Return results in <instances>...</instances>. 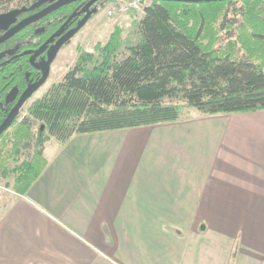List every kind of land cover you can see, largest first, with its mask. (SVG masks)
I'll list each match as a JSON object with an SVG mask.
<instances>
[{
  "label": "crops",
  "instance_id": "obj_1",
  "mask_svg": "<svg viewBox=\"0 0 264 264\" xmlns=\"http://www.w3.org/2000/svg\"><path fill=\"white\" fill-rule=\"evenodd\" d=\"M46 157L0 210V264H264V109L76 134Z\"/></svg>",
  "mask_w": 264,
  "mask_h": 264
},
{
  "label": "trees",
  "instance_id": "obj_2",
  "mask_svg": "<svg viewBox=\"0 0 264 264\" xmlns=\"http://www.w3.org/2000/svg\"><path fill=\"white\" fill-rule=\"evenodd\" d=\"M227 2L232 3L152 0L128 37L116 28L95 45V53L80 47L74 66L15 121L13 143L0 147V175L14 176L16 192L25 194L48 163L51 141L175 121L187 109L207 114L264 109V0H244L240 48L231 41L216 49V22ZM32 145L33 156L13 167L11 160Z\"/></svg>",
  "mask_w": 264,
  "mask_h": 264
},
{
  "label": "flooded vegetation",
  "instance_id": "obj_3",
  "mask_svg": "<svg viewBox=\"0 0 264 264\" xmlns=\"http://www.w3.org/2000/svg\"><path fill=\"white\" fill-rule=\"evenodd\" d=\"M59 1L61 0H0V125L24 91L42 78L43 71L40 66L48 60L49 50L59 36L54 37L50 42L48 40L61 28H63L62 35L75 28L87 12L92 11L89 21L109 0H97L89 7L87 5L90 0H75L25 24L28 19ZM73 14L75 15L70 18ZM23 23L25 25L20 26ZM18 27L21 28L16 30ZM44 45V49L37 53ZM48 79L25 101L11 126L1 133L0 147L13 143L9 133L14 129L15 121L19 117L20 120L24 118L21 114L27 105H30V101L42 97L47 92L48 89L41 96L33 99L43 89Z\"/></svg>",
  "mask_w": 264,
  "mask_h": 264
},
{
  "label": "rangeland",
  "instance_id": "obj_4",
  "mask_svg": "<svg viewBox=\"0 0 264 264\" xmlns=\"http://www.w3.org/2000/svg\"><path fill=\"white\" fill-rule=\"evenodd\" d=\"M152 2V0H147ZM232 3L227 2L224 6V9L216 22V26L218 27V35L214 44V48L216 49H224L227 47L229 42L236 41L238 48L240 45L238 40L234 38H228L229 33H234L237 30V36L240 29V23L232 22L233 21H242L241 16L237 15L236 12L242 11L244 9V0H230ZM113 1H107L105 5L102 6V9L99 13H97L94 17H92L87 24L78 32L71 41L62 47L59 51L56 60L54 61L51 69V74L48 79V82L45 84L43 89L37 93V95L33 98H37L41 96L50 86L63 78L65 73L74 66L76 63L79 48L82 47L86 51L95 53V45L100 42H106L111 34L114 32L116 28H122L123 37H128L130 32L133 30V23L135 19H139L143 16L144 11L140 12H130L126 14H114L109 15L108 10L113 5ZM227 17V18H226ZM236 17V18H235ZM224 20H227V24L224 26L222 23ZM240 21V22H241ZM234 30V31H233ZM126 53V49H124L119 55L118 58H121L122 55ZM96 57H99V54H95ZM32 99V100H33ZM32 102V101H30ZM29 105H27L28 107ZM27 107L23 110L22 116H25L27 111ZM186 116L192 114L193 112H199L195 109H187L185 110ZM21 117H19L18 121ZM39 131V124H35L33 127V132L35 133V137ZM48 149H52V144L48 145ZM35 152L34 146L32 145L26 151L22 152L19 155V158L16 160H11L12 166H19L24 163L27 159H30ZM12 176V175H11ZM14 176L5 177L0 175V210L6 203H8L13 197L15 193L14 187Z\"/></svg>",
  "mask_w": 264,
  "mask_h": 264
},
{
  "label": "water",
  "instance_id": "obj_5",
  "mask_svg": "<svg viewBox=\"0 0 264 264\" xmlns=\"http://www.w3.org/2000/svg\"><path fill=\"white\" fill-rule=\"evenodd\" d=\"M72 1L75 0H61L58 3H56L55 5L50 6L48 9H46L45 11H43L42 13L28 19L26 21L25 24H28L32 21H35L37 19H39L41 16L55 10L56 8H58L59 6L66 4V3H70ZM97 0H90V2L88 3L87 7H89L90 5H92L94 2H96ZM183 1H187V2H194V3H199V2H208V1H223V0H183ZM92 14V11L87 12V14L79 21V23L77 24V26L71 30H69L67 33L62 35V31L63 28H61V30L54 34L49 40L48 42H50L54 37L59 36V39L57 40V42L51 46L50 50H49V58L48 60L40 66V68L43 71V76L42 78L32 84L31 86H29L24 93L22 94V96L20 97L19 101L17 102V104L12 108V110L9 112L8 116L6 117V119L3 121V123L0 125V135L2 132H4L9 126H11V124L14 122V120L16 119V117L19 114V110L22 107V105L25 103V101L34 93V91L36 89H38L49 77L50 75V71H51V64L53 63L54 59L56 58V56L58 55L59 51L61 50V48L63 47V45H65L66 43H68L75 35L76 33L85 25V23L88 21V19L90 18ZM75 14H73L70 18H72ZM24 23L20 26H24ZM21 27H18L19 30ZM45 45L41 47L40 51H38L37 53H40L43 49H44ZM44 128V127H43ZM204 228V227H202Z\"/></svg>",
  "mask_w": 264,
  "mask_h": 264
},
{
  "label": "built area",
  "instance_id": "obj_6",
  "mask_svg": "<svg viewBox=\"0 0 264 264\" xmlns=\"http://www.w3.org/2000/svg\"><path fill=\"white\" fill-rule=\"evenodd\" d=\"M111 1H113L112 2L113 6L108 10L109 15L144 11L145 7L151 3L150 1L147 0H111ZM236 14L237 15L240 14L239 16H241L242 19V13L240 11L236 12ZM240 21L238 22L236 20L235 23H240ZM234 37L237 38V30L234 31L233 36H230L228 34V38H234Z\"/></svg>",
  "mask_w": 264,
  "mask_h": 264
}]
</instances>
